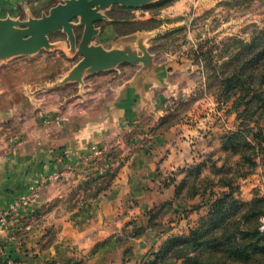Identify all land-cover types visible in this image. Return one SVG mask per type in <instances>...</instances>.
<instances>
[{
    "label": "rangeland",
    "instance_id": "374dc122",
    "mask_svg": "<svg viewBox=\"0 0 264 264\" xmlns=\"http://www.w3.org/2000/svg\"><path fill=\"white\" fill-rule=\"evenodd\" d=\"M152 3L155 0L134 7L121 6L125 8H116L111 15L118 22L124 19L123 22L129 23L122 22V25L117 26L118 32L122 33L120 35L128 34L136 27V24L132 25L130 22L153 18L144 26L159 29L156 37L149 42L154 58L159 61L168 55L182 56L186 64L182 71L169 78L178 87L166 95L156 114L146 109L145 114L141 115L143 119L134 122V125L127 124L126 129H114L112 132L117 136L110 132L112 137L109 140L92 146L81 157V164L86 167L80 180L82 182L72 187H81L86 191L87 186L92 183L89 192H94L96 187L101 186L99 177L112 171L116 175L127 155L137 153L145 159L146 155L157 149L155 140H185L189 160L184 167L173 166L164 170L162 166H158L156 173L150 174L134 171L137 178L140 176L142 182L145 181L149 187L158 188L159 193L158 196L150 197V200L157 201L151 207H138L140 210L135 213L127 205L120 213L125 217L117 232L124 235L126 240L123 245L110 252V257L122 258L121 264H141V260L151 257L166 240L187 236L192 228L198 226L200 219L208 215L215 200L226 193H230V197L236 202L245 204L264 198V142L260 144L249 139L255 142L254 153L249 152L254 165L244 162L229 147H223L222 137L230 131H236L240 124L248 121L238 117L232 103L234 98L223 102L215 89L208 88L207 69L203 65L204 57L200 55L204 52L216 64L230 59L237 50L238 40H250L254 31L264 24V0H174L161 8H143ZM82 30V25L75 27L76 45ZM49 40L58 43V49H41L31 55H20L0 66V156L15 149L20 152H35L43 140L50 138L52 126L58 119L64 120L65 114L67 120L69 117H76L75 113L68 111L72 101L77 99L76 91L86 88L92 90L94 95L95 86L103 83V86L108 87V98L113 97L111 89L134 71L133 65L120 64L119 72L117 69L106 72V79L102 83L94 77H88L81 88L73 82L57 87L55 83L75 65L79 55H70L60 49L65 47V43L68 45L64 32L50 34ZM43 93L58 97L59 108L63 111L59 115L61 118L56 119L52 115L51 105L56 98L50 97L47 100L46 96L45 104L41 101ZM43 104L48 108H43ZM87 104H76L74 107L78 112L79 109L86 108ZM259 125L264 127V121ZM68 152V147H63L60 151L63 161L66 159L63 170L73 172L77 165L67 161ZM183 180L186 183L180 188L181 200H177L175 186ZM80 189L75 193V200L85 206L86 201L82 199ZM193 192L196 194H191ZM167 202H170L169 210L154 218L156 226H148L149 212ZM231 206L233 204L228 200L223 207L228 209ZM38 209H28L25 213L35 217ZM9 212L10 210L7 212V221ZM3 214L5 211L0 215ZM259 224V229L263 230L264 215ZM7 227L8 223L2 229ZM134 228L145 229L143 234L129 240L130 237L127 238L126 235ZM236 236L241 238L240 234ZM47 237L49 241V236ZM0 244H4V241ZM125 248H129V251L124 253ZM63 260L66 258L61 259L59 264ZM80 260L87 264L83 257ZM7 261L15 264V260L6 254L5 247L1 246L0 264H7ZM52 262L46 264H53ZM161 264H181V260L168 259Z\"/></svg>",
    "mask_w": 264,
    "mask_h": 264
},
{
    "label": "crops",
    "instance_id": "0c3cea01",
    "mask_svg": "<svg viewBox=\"0 0 264 264\" xmlns=\"http://www.w3.org/2000/svg\"><path fill=\"white\" fill-rule=\"evenodd\" d=\"M60 1L62 0H0V18L26 19L39 16ZM111 12L112 7L104 12L106 17L95 24L98 33L93 42L106 49L128 48L142 54L139 49L141 41L138 40L142 37L152 60L133 65V73L111 89L113 97L110 98L108 87L103 86L101 81L106 79V72L114 69L87 74L83 77L82 85L73 82L81 88L88 77H94L102 84L95 86L94 95L92 90L86 88L76 91L77 99L72 101L68 110L75 113L76 117H69L67 120L65 114L64 120L58 119L52 126L50 138L43 140L35 152H20L15 149L0 156V214L13 207L9 212L8 227L0 229V243L4 241L0 248L4 245L6 254L15 260V264H46L52 261L55 262L53 264H56V261L59 264L61 259L80 260L82 257L87 264H121L122 258L110 257L111 251L94 255L91 253L98 243L122 235L117 231L125 215L121 216L120 213L127 207L138 213V207H151L157 202L150 200V197L158 196V188L149 187L145 181L142 182L139 175L137 178V173H156L158 166H162L164 170L173 166L184 167L189 160L185 140H155L157 149L146 155L145 159L137 153L127 155L108 189L100 191L96 198L85 196L92 183L87 186L86 191L78 187L83 193L82 199L86 202L82 200L85 206L76 202L75 193L78 188L72 187L82 182L80 180L83 169L86 170L81 164V157L87 154L92 146L109 140L112 137L110 132L113 135L114 129H126L127 124L134 125V122L143 119L141 115L147 110L156 114L166 95L178 87L171 83L169 78L182 71L186 65L182 56L168 55L159 61L154 58L155 54L150 50L149 42L156 37L159 29L143 32L137 30L116 36L111 24ZM55 49L58 48L53 50ZM60 49L68 51V45L65 43V47ZM13 59L14 57L1 61L0 66ZM119 67L118 65L115 68L118 72ZM46 96L47 100L50 97L56 98L51 105V111L56 119L61 118L59 115L63 111L59 108L58 97L43 93L41 101L45 104ZM86 103V108L76 111V104L82 106ZM45 104L43 108H48ZM63 147L69 149L67 161L77 165L73 172L63 170L66 161H63L60 153ZM55 172H60L58 179L46 186H39L34 200L22 207L15 205L20 196L28 194L30 185ZM32 208H39L36 218L29 216L28 212L25 213V210ZM131 239L135 238L130 237L129 240Z\"/></svg>",
    "mask_w": 264,
    "mask_h": 264
},
{
    "label": "trees",
    "instance_id": "16d2710c",
    "mask_svg": "<svg viewBox=\"0 0 264 264\" xmlns=\"http://www.w3.org/2000/svg\"><path fill=\"white\" fill-rule=\"evenodd\" d=\"M172 1L174 0H158L143 8H161ZM116 8L125 7L114 5L112 12ZM112 19L111 24L114 26L115 35L122 34L118 32L117 26L122 25L124 19H121V22L114 20L113 17ZM152 19L130 22L132 25L136 24L130 32L152 29L144 26ZM123 24L129 23L123 22ZM200 55L204 57L203 65L207 69L208 88L215 89L218 92V98L223 102L234 98L232 103L238 117L248 121L240 124L236 131L225 134L221 143L224 148L229 147L232 152L239 154L244 162L254 165L249 154L252 151L254 153L255 150L253 145L255 142L252 141H258L260 144L264 142V127L259 125L264 121V24L254 31L250 40H238L234 54L220 64L214 63L204 52ZM248 123L253 126H249ZM250 138L253 140H249ZM114 176L115 171H112L99 177L101 186L96 187L93 193L88 192L86 197L95 198L100 191L110 186ZM184 183L186 182L183 180L181 184L175 186L177 200H181L179 192ZM191 194L194 195L196 192ZM228 200L233 206L226 209L223 206ZM169 207L170 202H167L152 209L149 212L148 226H156L154 218L167 212ZM263 215L264 198L245 204L236 202L230 197V193H226L215 200L208 215L201 218L198 226L192 228L187 236L166 240L152 253L151 257L141 260V264H161L168 259L181 260V264H264V229L260 230L258 227ZM144 229L134 228L126 236L127 238L138 237L141 233L143 234ZM237 234H240L241 238H237ZM125 240L124 235H118L100 242L91 254L113 251L123 245ZM128 251L129 248H125L124 253ZM61 264H84V262L66 259Z\"/></svg>",
    "mask_w": 264,
    "mask_h": 264
},
{
    "label": "water",
    "instance_id": "95a60500",
    "mask_svg": "<svg viewBox=\"0 0 264 264\" xmlns=\"http://www.w3.org/2000/svg\"><path fill=\"white\" fill-rule=\"evenodd\" d=\"M150 2L153 0H62L39 17L0 18V62L20 55H31L41 49L52 50L59 47L58 43L49 40V35L57 31H62L67 36L66 52L70 55L77 53L79 60L56 85L69 82L82 85L83 77L87 74L115 69L120 64L151 62L152 56L147 52L142 37L138 39L142 42H139L142 54L128 48L106 49L93 42L98 33L95 24L106 17V10L114 5L134 7ZM78 25H82L83 30L76 45L75 27Z\"/></svg>",
    "mask_w": 264,
    "mask_h": 264
},
{
    "label": "built area",
    "instance_id": "2783aa9c",
    "mask_svg": "<svg viewBox=\"0 0 264 264\" xmlns=\"http://www.w3.org/2000/svg\"><path fill=\"white\" fill-rule=\"evenodd\" d=\"M59 175L60 172L51 173L47 177H43L38 183L30 185L28 194L20 196L15 205L19 207L27 204L30 200H34L37 196V191L39 186L55 181L56 179H58ZM6 218H7V212L3 215H0V229L4 228L7 225L8 221ZM7 264H13V263L11 261H7Z\"/></svg>",
    "mask_w": 264,
    "mask_h": 264
}]
</instances>
